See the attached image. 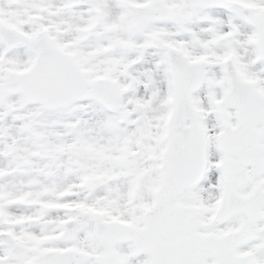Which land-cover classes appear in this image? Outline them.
I'll return each mask as SVG.
<instances>
[{"label":"snow or ice","instance_id":"snow-or-ice-1","mask_svg":"<svg viewBox=\"0 0 264 264\" xmlns=\"http://www.w3.org/2000/svg\"><path fill=\"white\" fill-rule=\"evenodd\" d=\"M0 264H264V0H0Z\"/></svg>","mask_w":264,"mask_h":264}]
</instances>
